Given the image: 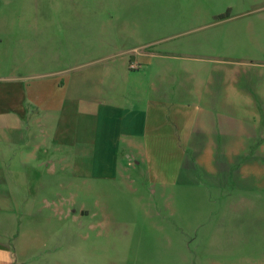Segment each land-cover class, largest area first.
Masks as SVG:
<instances>
[{"label":"crops","instance_id":"0c3cea01","mask_svg":"<svg viewBox=\"0 0 264 264\" xmlns=\"http://www.w3.org/2000/svg\"><path fill=\"white\" fill-rule=\"evenodd\" d=\"M188 3L174 8L173 0H16L15 8H0V210L14 216V209L36 205V196L23 193L39 190L34 177L40 169L50 187L66 191L73 168L85 179H112L144 159L148 144L166 138L176 145L182 135L192 144L223 145L219 153L195 151L191 159L223 161L220 178L212 182L222 184V176L233 172L227 145L264 138L247 116L264 111V82L255 93L191 90V132H178L184 127L183 74L190 70L199 79L202 69L172 66L168 56L180 54L165 49L198 45L196 37L168 42L173 32L194 28L181 29L200 13L198 0ZM168 103L174 122L167 120ZM180 166L179 177L202 183L194 163ZM9 255L0 251V264H10Z\"/></svg>","mask_w":264,"mask_h":264},{"label":"rangeland","instance_id":"374dc122","mask_svg":"<svg viewBox=\"0 0 264 264\" xmlns=\"http://www.w3.org/2000/svg\"><path fill=\"white\" fill-rule=\"evenodd\" d=\"M187 4L173 0L171 7ZM15 5L0 0L2 9ZM198 7V17L181 29L194 28L168 40L192 43L196 37L198 45L165 49L180 54L168 56L172 66L202 69L199 79L190 70L183 74L184 127L178 132H191V90L255 93L264 82V0H198ZM167 107V120L174 122L171 103ZM247 116L258 122V132L264 130V111ZM164 139L148 144L144 159L112 179H85L73 168L66 191L54 181L50 187L40 169L34 177L39 190L23 193L36 196V205L14 209V216L0 210V251L10 254V264H264V138L227 145L233 172L222 176V184L212 182L223 161L191 159L195 151L219 153L223 145L192 144L183 135L176 145ZM182 162L185 170L195 164L200 185L187 181L188 174L179 177Z\"/></svg>","mask_w":264,"mask_h":264},{"label":"built area","instance_id":"2783aa9c","mask_svg":"<svg viewBox=\"0 0 264 264\" xmlns=\"http://www.w3.org/2000/svg\"><path fill=\"white\" fill-rule=\"evenodd\" d=\"M134 65H135L134 63L131 64V66H134Z\"/></svg>","mask_w":264,"mask_h":264},{"label":"trees","instance_id":"16d2710c","mask_svg":"<svg viewBox=\"0 0 264 264\" xmlns=\"http://www.w3.org/2000/svg\"><path fill=\"white\" fill-rule=\"evenodd\" d=\"M223 15V14H222Z\"/></svg>","mask_w":264,"mask_h":264}]
</instances>
